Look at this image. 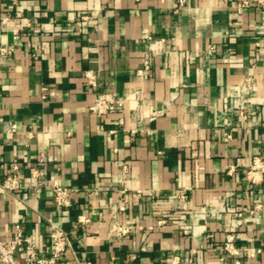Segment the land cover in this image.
I'll list each match as a JSON object with an SVG mask.
<instances>
[{
    "label": "crops",
    "instance_id": "1",
    "mask_svg": "<svg viewBox=\"0 0 264 264\" xmlns=\"http://www.w3.org/2000/svg\"><path fill=\"white\" fill-rule=\"evenodd\" d=\"M242 1L0 0V46L14 47L0 58V181L15 164L22 180L0 187L2 236L21 223L46 254L56 222L74 240L62 264H264V168L248 175L257 157L264 165V8ZM253 65L255 89L243 93ZM97 88H141L142 110L98 115ZM54 179L70 206L55 203ZM122 196L126 234L111 230ZM168 211L185 213L188 231L159 224ZM233 225L239 254L223 258Z\"/></svg>",
    "mask_w": 264,
    "mask_h": 264
},
{
    "label": "built area",
    "instance_id": "2",
    "mask_svg": "<svg viewBox=\"0 0 264 264\" xmlns=\"http://www.w3.org/2000/svg\"><path fill=\"white\" fill-rule=\"evenodd\" d=\"M264 8V0H256ZM188 0H177V7L185 5ZM250 1L245 0L238 3L237 7L239 10L243 9ZM100 10H97L99 12ZM90 18V15H83L79 23ZM2 21L6 23L7 18H3ZM20 28L14 29V37L18 38L20 36ZM264 32V31H263ZM258 45L262 46L264 50V39L257 42ZM14 49L12 45H2L0 46V58L7 57L10 52ZM212 52V47L208 49V53ZM258 58V56L256 55ZM254 65L248 71L245 80L239 85V91L243 93H249L255 89V79L256 76L253 70ZM151 69V58L147 55L143 61V65L138 69V73L146 77L149 75ZM87 82L92 86L97 87V74L92 70H87L86 73ZM142 89L138 88L126 95H117L106 89L97 88L95 97L92 99L89 108L91 111L97 113L98 115H104L112 112L116 109H122L123 111H132L134 115H137L142 110V105L144 102V97L142 95ZM163 109H145L143 115H158L162 114ZM237 117L240 121L244 122L248 119L249 113L239 107L237 111ZM126 122V117L122 116L120 118V123L124 124ZM231 133H227L226 137H230ZM261 159L256 158L252 169L248 172V175L252 179H256V172L258 169H263ZM31 171L34 175L40 176L43 172L38 167H32ZM46 182L40 180L37 184V189L40 190L44 187ZM52 185L55 189L54 200L59 207H68L72 203V193L70 189L62 185L58 179H54ZM0 187L9 192H15L22 187V180L19 171V165L15 164L13 166V171L9 173L3 180L0 181ZM127 207L126 196H122L118 201V211L112 216L111 230L116 231L119 234H126L131 229L132 226L124 224L120 221V213H122ZM259 205H255L253 209H250L252 215L257 214ZM224 211H234L233 207H224ZM22 216V215H21ZM254 217V216H253ZM89 219H86L88 221ZM237 223L242 222V215L239 213ZM159 224L166 223H179L184 227L185 231H188V224L186 221L185 213L179 212H165L158 219ZM237 225V224H236ZM229 233H227L226 240L224 241V251L225 254L223 258L228 255L239 254V250L236 247L235 240V225L228 228ZM73 238L69 230L62 227L56 222H52L50 226V237H49V249L46 254L42 253L38 247V241L35 234L25 233L21 223L17 224V231L15 236L11 238H5L2 236L0 231V259L5 264H62L63 256L66 251L74 248ZM264 250L263 247L257 249L258 252ZM236 264H242L240 259L236 260Z\"/></svg>",
    "mask_w": 264,
    "mask_h": 264
}]
</instances>
